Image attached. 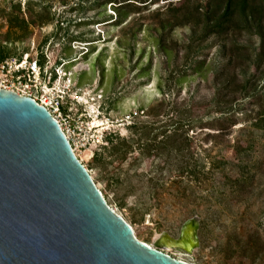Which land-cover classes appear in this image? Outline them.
<instances>
[{
    "label": "rangeland",
    "instance_id": "obj_1",
    "mask_svg": "<svg viewBox=\"0 0 264 264\" xmlns=\"http://www.w3.org/2000/svg\"><path fill=\"white\" fill-rule=\"evenodd\" d=\"M220 17L224 24L202 37ZM25 53L62 65L61 83L69 78L72 85L63 127L74 152L140 241L177 238L197 216L199 245L168 248L170 256L190 264H264V100L246 98L248 90L264 91V0H0V55ZM217 105L232 106L237 125L218 136L196 124L188 131L193 158L210 169L207 189L178 193L171 185L157 200L133 194L120 205L108 180L129 167L148 171L152 156L131 166L141 158L135 144L121 166L102 165L106 136L136 142L131 124L146 125L151 137L181 119L216 116Z\"/></svg>",
    "mask_w": 264,
    "mask_h": 264
},
{
    "label": "water",
    "instance_id": "obj_2",
    "mask_svg": "<svg viewBox=\"0 0 264 264\" xmlns=\"http://www.w3.org/2000/svg\"><path fill=\"white\" fill-rule=\"evenodd\" d=\"M199 218L170 247L199 245ZM0 264H190L140 241L111 208L58 121L0 88Z\"/></svg>",
    "mask_w": 264,
    "mask_h": 264
},
{
    "label": "trees",
    "instance_id": "obj_3",
    "mask_svg": "<svg viewBox=\"0 0 264 264\" xmlns=\"http://www.w3.org/2000/svg\"><path fill=\"white\" fill-rule=\"evenodd\" d=\"M140 2L143 3L145 1ZM127 4L133 3L128 2ZM223 18L225 17H220L215 23L211 24L212 26L206 24L202 37L215 33L224 24L225 20ZM116 24H120V21L116 22ZM5 58L0 55V62ZM223 66L229 68L231 67V62H226ZM226 68H223V70H226ZM223 70L222 72L220 71V76L223 75ZM248 81L246 84H248ZM228 86H225L224 89ZM160 91L165 95V91L161 87ZM246 94V98L252 100L254 104L261 105V102L264 100V91L261 92L256 89L248 90ZM68 102L62 105V110L66 114H68L67 108L70 105V102ZM218 108L219 111H217L218 114L216 116L208 115L197 119H181L175 127L170 129V127L165 126L161 134L155 133L151 137L150 133L152 130H147L148 127L146 125L143 127V125L138 126L136 123L131 124L129 128L133 129L134 133L140 134L136 142L134 139L127 141L124 138H120L117 134L112 135L110 133L106 136V142L109 144L108 157H106L107 160L103 157L98 160L102 165H113L116 162L121 166L127 158V154L134 149L135 144L138 146L141 158L133 161L131 166L144 157L152 156L148 171L136 173L132 170L134 167H129L126 171H116L113 178L108 180V183H112L115 187L114 194L119 204L123 205L125 202L124 198L133 194L136 195L138 201L146 194L152 199L157 200L164 194V191H169L171 185L178 187V193H183L189 188L192 190L195 187L197 189H207L210 169H206L207 171L205 172L204 159L193 158V153L188 143V131L193 124H196L201 130L209 129L217 131L214 134L218 136L237 125L238 113H236L232 106L227 110L221 106H218ZM256 116V119H258L260 113ZM245 118L247 120V118H250V115L247 113ZM212 136L211 133H207L205 138H211ZM106 148V146H102V149L105 150ZM205 154L206 156L208 155L206 152ZM186 178L194 180L192 181L194 183L193 187L185 183L184 179Z\"/></svg>",
    "mask_w": 264,
    "mask_h": 264
},
{
    "label": "built area",
    "instance_id": "obj_4",
    "mask_svg": "<svg viewBox=\"0 0 264 264\" xmlns=\"http://www.w3.org/2000/svg\"><path fill=\"white\" fill-rule=\"evenodd\" d=\"M47 64L48 60L31 57L28 53L20 57H6L0 62V88L30 97L44 106L58 121L70 141L71 130L63 127L68 114H64L62 105L70 101L72 85L69 78L66 84L61 83L62 77L66 76L61 64L50 67Z\"/></svg>",
    "mask_w": 264,
    "mask_h": 264
},
{
    "label": "bare ground",
    "instance_id": "obj_5",
    "mask_svg": "<svg viewBox=\"0 0 264 264\" xmlns=\"http://www.w3.org/2000/svg\"><path fill=\"white\" fill-rule=\"evenodd\" d=\"M98 125H103L100 121H95ZM165 239L167 240V238L165 236H161V237H158L156 240H155V246H158V247H161V249H163V251L165 252L166 249L168 248H171L169 244H166L165 243ZM146 243V242H144ZM147 245L151 246L150 244L146 243ZM167 253V252H166ZM168 254V253H167Z\"/></svg>",
    "mask_w": 264,
    "mask_h": 264
}]
</instances>
